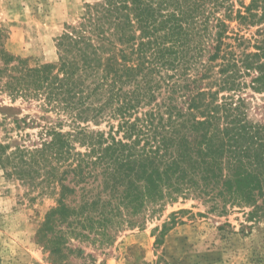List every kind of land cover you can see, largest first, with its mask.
Returning <instances> with one entry per match:
<instances>
[{
  "label": "trees",
  "instance_id": "16d2710c",
  "mask_svg": "<svg viewBox=\"0 0 264 264\" xmlns=\"http://www.w3.org/2000/svg\"><path fill=\"white\" fill-rule=\"evenodd\" d=\"M228 1L87 5L60 37L58 63L38 67L8 52L0 30V92L72 121L65 134L45 123L41 146L17 148L12 157L40 165L58 183L56 205L38 232L50 255L61 252L65 237L57 225L74 236L88 237L91 229L105 235L104 227L134 224L148 207L160 214L182 196L220 212L228 206L249 208L250 217L264 212V123L249 118L242 95L247 87L264 91V0H239L235 10ZM227 21L256 29L249 38L229 36ZM94 97L101 103L91 117L116 119L122 136L92 138L80 142L84 152L74 151L73 140L87 139L78 122ZM75 192L79 201L70 207L65 201Z\"/></svg>",
  "mask_w": 264,
  "mask_h": 264
},
{
  "label": "rangeland",
  "instance_id": "374dc122",
  "mask_svg": "<svg viewBox=\"0 0 264 264\" xmlns=\"http://www.w3.org/2000/svg\"><path fill=\"white\" fill-rule=\"evenodd\" d=\"M101 1L0 0V30L5 36V48L30 67L57 64L62 34L78 24L87 5ZM228 3L234 10L240 8L239 0ZM223 13L221 9L219 15ZM227 23L229 36L238 32L249 38L256 29ZM105 53L107 57L109 54ZM212 71L216 67L209 73ZM245 79L249 82L250 77ZM206 82L204 79L200 86ZM242 95L248 102L249 118L264 123V91L253 92L247 87ZM99 100L92 99L87 117L78 122L87 139L73 140L74 151L84 152L80 142H90L92 138L109 142L110 136H122L116 133V119L91 117ZM20 119L25 122L20 121L17 127L14 121ZM45 123L55 125L63 134L72 132V121L66 113L44 112L35 102L13 99L0 92V145L4 147L0 156V264H264V212L250 217L249 208L235 206L220 212L212 209L211 203L192 196L169 202L160 214L148 207L144 214L133 218L134 224L104 227L105 235L86 228L88 237L74 236L65 233L69 232L65 224L57 225L56 230L65 237L57 244L61 252L50 255L38 232L46 213L56 205L58 183L48 180L40 165H24L20 158L12 159L17 148L32 150L41 146ZM65 157V164L71 161L69 153ZM62 169L59 168L57 179L61 178ZM60 183L67 184V180ZM79 195L80 192L69 194L65 202L73 207Z\"/></svg>",
  "mask_w": 264,
  "mask_h": 264
}]
</instances>
